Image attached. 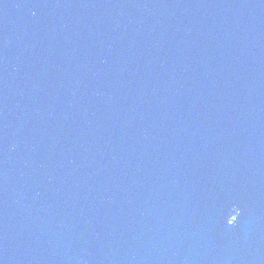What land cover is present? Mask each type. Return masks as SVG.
Masks as SVG:
<instances>
[{
    "label": "water",
    "instance_id": "95a60500",
    "mask_svg": "<svg viewBox=\"0 0 264 264\" xmlns=\"http://www.w3.org/2000/svg\"><path fill=\"white\" fill-rule=\"evenodd\" d=\"M0 264H264V0H0Z\"/></svg>",
    "mask_w": 264,
    "mask_h": 264
}]
</instances>
